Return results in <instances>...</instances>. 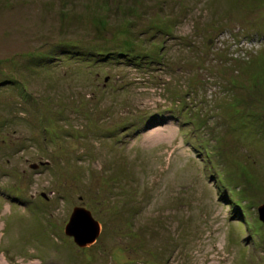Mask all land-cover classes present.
I'll return each instance as SVG.
<instances>
[{
  "label": "rangeland",
  "instance_id": "rangeland-1",
  "mask_svg": "<svg viewBox=\"0 0 264 264\" xmlns=\"http://www.w3.org/2000/svg\"><path fill=\"white\" fill-rule=\"evenodd\" d=\"M262 206L264 0H0V264H264Z\"/></svg>",
  "mask_w": 264,
  "mask_h": 264
},
{
  "label": "water",
  "instance_id": "water-1",
  "mask_svg": "<svg viewBox=\"0 0 264 264\" xmlns=\"http://www.w3.org/2000/svg\"><path fill=\"white\" fill-rule=\"evenodd\" d=\"M261 220L264 222V206L259 209ZM67 236L74 239L80 247L91 246L100 235V226L92 218V214L81 208L74 209L69 223L65 228Z\"/></svg>",
  "mask_w": 264,
  "mask_h": 264
}]
</instances>
